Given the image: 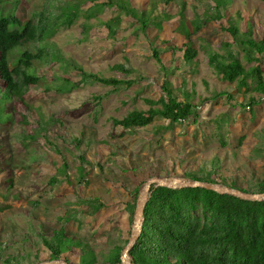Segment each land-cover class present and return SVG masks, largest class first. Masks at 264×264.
Listing matches in <instances>:
<instances>
[{
    "label": "rangeland",
    "instance_id": "1",
    "mask_svg": "<svg viewBox=\"0 0 264 264\" xmlns=\"http://www.w3.org/2000/svg\"><path fill=\"white\" fill-rule=\"evenodd\" d=\"M176 1L169 5H163V0L131 1L136 9H145L151 19L169 15L160 22L161 28L155 27L160 32L149 40L152 31L141 32L136 21L118 15L112 8L90 19L87 31L83 17H78L49 40L58 58H49V64L34 63L31 72L43 77L38 88L26 92L23 103L16 98L3 103L0 95V115L10 117L0 124V264H6L8 256L23 257L27 252L33 264L49 261L48 253L40 248L39 233L49 237L61 226L68 237L92 248L96 264H107L111 249L128 240L132 232L134 213L130 215L126 206L129 192L138 187L139 198L144 184L153 177L203 179L207 177L201 167L205 162L218 166L210 179H224L239 188L247 189L264 179V156H252L264 130V98L252 94L255 100L260 98L259 102L251 107L246 104L244 109L237 95L232 101L226 97L214 99L219 91L231 92L234 84L215 74L208 65L209 55L212 51L223 53L222 42L229 41L242 56L230 34L223 30L228 22L226 18L221 22L205 18V13H212L211 0H187L182 12L185 27L191 29L200 22L203 25L191 36L197 56L184 63L180 51L175 50L173 55L165 52L172 46L180 48L184 41ZM40 2L27 0L26 12L36 10ZM223 2L228 5L230 18L240 14L241 31L250 24L254 38L262 36L264 0ZM116 15L120 20L111 36L101 22ZM152 49L161 53V63L152 56ZM69 60L84 71L133 82L126 87L122 83L119 89L86 82L67 91L70 82L61 78ZM242 63L245 67L253 65L244 59ZM115 64H124L130 72H112ZM65 76L76 81L79 72L71 67ZM165 81L179 100L188 99L197 105L196 122L187 120L170 127L158 120L115 136L119 131L114 130L112 119L122 118L133 109L147 110L150 106L145 100L156 101ZM45 85L49 92H44ZM54 87L65 91L57 92ZM25 105L33 113L28 125L20 123ZM37 121L47 122L43 132L34 130ZM219 131L225 136V146L220 144ZM48 143L56 148L51 149ZM6 178L12 180L11 186L3 181ZM85 198L98 199L103 207L93 211ZM83 209L88 215L81 230L73 219L64 220L66 215ZM77 254L80 247L73 246L66 257L76 264ZM34 255L39 259H33Z\"/></svg>",
    "mask_w": 264,
    "mask_h": 264
},
{
    "label": "trees",
    "instance_id": "2",
    "mask_svg": "<svg viewBox=\"0 0 264 264\" xmlns=\"http://www.w3.org/2000/svg\"><path fill=\"white\" fill-rule=\"evenodd\" d=\"M36 1H41L39 7L27 13L25 9L27 0H0V95L3 103L11 102L14 98L23 103L26 92L32 87L38 88V84L43 82V77L31 72L34 63L44 61L48 63L49 58H58V53L49 40L59 28L71 26L78 17H83V27L87 31L90 19H97L99 14L112 8L118 11V15L123 14L136 21L141 32L152 31V36H147L148 40L160 32L161 29L157 31L155 27H160L163 18L169 17L163 14L165 15L163 18L151 19L145 9L138 10L131 5L133 0ZM171 1L163 0L162 3L169 5ZM186 1H176L179 5L180 27H183L185 32L184 41L178 49L172 46L171 49L165 50V52L171 51L170 55H173L175 50L180 51L184 63L193 61L197 56V49L192 45L191 36L200 31L203 25L200 22L196 26H191V29L188 28L189 31L185 27L182 12ZM211 2L213 5L209 6V9L212 13H205V18L216 22H221L223 18H226L228 25L224 26L223 30L230 34L232 41L242 52L240 56V52L232 49L229 41H225L221 46L223 53L212 51L209 55L208 65L215 74L221 80L234 84L231 92L219 91L214 95V99L226 97L227 100L232 101L237 99L235 98L237 95L241 101V109H244L246 104L251 107L260 100V98L255 100L252 94H258L264 98V69H262L264 66V32L259 39H255L250 24H247L245 30H240L239 13H236L235 19L227 15L226 2L223 0H211ZM118 15L101 22L111 36L114 35L119 24ZM152 56L161 63V53L158 49H152ZM242 59L253 65L245 67ZM71 67L79 72V78L76 81L65 76ZM110 70L123 74L130 72L124 64H115ZM63 74L65 75L61 79L70 82L66 88L67 91L78 88L86 82H98L102 85L113 86L115 89L121 88L122 83L126 87L133 82L84 71L72 60L67 61ZM54 89L60 93L64 90L56 87ZM43 90L44 92L50 91L46 85ZM161 91L162 94L156 101L145 100L150 106L147 110L133 109L122 118H113L112 126L114 130L119 131V134L115 136H121L123 134L121 131L150 126L158 120L166 121L170 127L187 120H191L192 123L196 122L197 105L188 99L179 100L173 94L167 81L162 83ZM248 94L249 96L246 97ZM24 108L26 112L22 115L20 123L28 125L30 119L33 121V113L26 105ZM9 119V114L0 115V124ZM45 124L47 122L37 121L34 130L43 132L42 127ZM218 136L221 140L220 144L225 146V136L221 131ZM242 139L243 137L239 138L240 141ZM48 146L51 149L56 148L51 143H48ZM252 154V156H264V130L259 135ZM98 165L100 167V164ZM201 167L207 172V177L202 179L192 176L191 179L222 184L244 192L264 193V179L255 182L254 186L247 189L239 188L224 179H210L218 166L212 167L203 162ZM62 168L65 169L66 164L63 163ZM3 181L8 186L12 185L10 178ZM129 194L130 198L126 206L130 215H133L139 188H135ZM83 200L91 206L93 211L103 207L98 199L85 198ZM87 215V209L78 210L75 213L73 211V214L66 215L64 220L68 222L73 219L77 224V230H81ZM29 230L30 233H35L33 229ZM39 236L40 248L48 253L47 260L49 261L75 264L66 256L71 247L77 246L80 247V254H77L76 264H96L92 248L68 237L62 226L53 230L49 237L42 233H39ZM127 242L126 239L121 240L120 244L111 249L107 264H122L120 253ZM112 253H114L113 256ZM30 256L29 252L23 257L8 256L4 262L6 264H33ZM128 257L131 264H264V200H242L203 187L172 189L152 185L143 210L139 237L130 248ZM33 259L38 260L39 257L34 255Z\"/></svg>",
    "mask_w": 264,
    "mask_h": 264
},
{
    "label": "water",
    "instance_id": "3",
    "mask_svg": "<svg viewBox=\"0 0 264 264\" xmlns=\"http://www.w3.org/2000/svg\"><path fill=\"white\" fill-rule=\"evenodd\" d=\"M152 185H154L155 187L163 186V187L172 188V189L183 188V187H203L205 189L215 191L219 194L232 195L242 200H249V201L264 200V193L244 192L239 189L229 188V187L221 186L215 183H205V182H201L197 180H189L185 178L153 177L149 179L148 181H146V183L143 186L142 193L136 201L135 209H134V216H133L132 232L121 255L122 264H131L130 259L128 257V252L130 248L132 247V245L135 243V241L139 237V233H140L141 225H142L143 210L149 198L150 187ZM125 259H126V263H125ZM41 264H66V263H63L60 261H47Z\"/></svg>",
    "mask_w": 264,
    "mask_h": 264
},
{
    "label": "bare ground",
    "instance_id": "4",
    "mask_svg": "<svg viewBox=\"0 0 264 264\" xmlns=\"http://www.w3.org/2000/svg\"><path fill=\"white\" fill-rule=\"evenodd\" d=\"M125 263H126V259H125Z\"/></svg>",
    "mask_w": 264,
    "mask_h": 264
}]
</instances>
